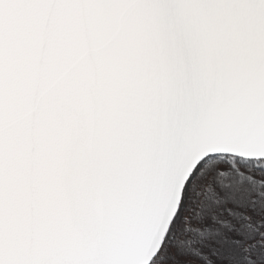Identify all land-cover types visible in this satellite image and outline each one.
I'll return each instance as SVG.
<instances>
[{
    "label": "snow or ice",
    "instance_id": "obj_1",
    "mask_svg": "<svg viewBox=\"0 0 264 264\" xmlns=\"http://www.w3.org/2000/svg\"><path fill=\"white\" fill-rule=\"evenodd\" d=\"M0 264H264V0H0Z\"/></svg>",
    "mask_w": 264,
    "mask_h": 264
}]
</instances>
